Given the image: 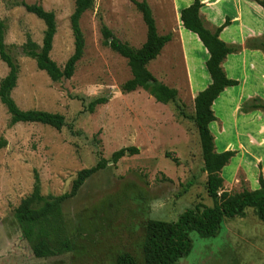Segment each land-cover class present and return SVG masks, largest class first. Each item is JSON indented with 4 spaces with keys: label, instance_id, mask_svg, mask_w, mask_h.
Here are the masks:
<instances>
[{
    "label": "rangeland",
    "instance_id": "374dc122",
    "mask_svg": "<svg viewBox=\"0 0 264 264\" xmlns=\"http://www.w3.org/2000/svg\"><path fill=\"white\" fill-rule=\"evenodd\" d=\"M145 1L152 8L158 33L172 34L148 65L155 82L178 90L168 104L158 103L141 88L122 93L121 86L132 77L128 61L103 44L102 22L133 47L146 41L147 26L133 0H95L81 18L86 41L83 57L73 77L61 82H53L22 51L28 37L42 45L46 29L22 2L41 4L55 13L57 32L50 55L63 67L75 48L71 15L76 0H0L5 43L18 65L13 99L23 110L59 113L66 120L61 130L40 123L11 125L0 101V138L7 140L0 149V264H117L122 254L146 264L149 221H176L188 208L213 205L195 123L194 74L174 0ZM251 61L253 57L247 67ZM255 62L258 69L264 68L260 56ZM8 71L0 59V82ZM258 88L257 79L248 82L245 90L233 91L231 107L229 103L221 107L218 101L213 108L218 117L211 129L217 151L222 152L226 144L237 151L222 171L229 192L258 189L261 171L264 177V149L257 147L258 141L264 144V113L255 112L253 117V110H248L254 100L264 101V88ZM255 91L263 98L253 97ZM101 96L109 101L89 112L87 104ZM132 146L138 154L112 161L114 152ZM100 158L109 161L107 167L61 205L71 250L36 257L15 216L21 200L32 192L34 170L44 195H60L71 190L80 170L95 166ZM190 238L192 251L178 264H264V221L254 208H247L244 216L225 218L213 237L193 231Z\"/></svg>",
    "mask_w": 264,
    "mask_h": 264
},
{
    "label": "trees",
    "instance_id": "16d2710c",
    "mask_svg": "<svg viewBox=\"0 0 264 264\" xmlns=\"http://www.w3.org/2000/svg\"><path fill=\"white\" fill-rule=\"evenodd\" d=\"M264 11V0H255ZM141 12L147 26L146 41L136 48L117 38L110 28L102 22L101 33L103 44L114 52L126 58L132 77L121 86L122 93H131L141 88L147 91L158 103L168 104L174 101L178 90L163 83L155 82L148 69L150 62L155 60L172 40V34L160 35L150 4L147 1L133 0ZM25 9L39 19L45 26L42 45L31 37L22 44L23 53L34 59L38 69L45 71L53 82L69 80L73 77L76 65L81 60L85 49V37L81 28V18L91 9L95 0H76L75 9L71 15V29L74 37V52L60 67L52 58L54 37L57 32L56 15L46 10L41 4L22 2ZM203 6L201 0L181 10V21L186 30L196 34L209 52L206 63L211 77V84L200 91L195 97V123L198 128L204 160V171L207 173V191L213 200L212 206L197 205L186 209L176 221L151 220L147 227L145 245L146 264H178V261L188 256L193 248L190 233L195 231L201 237L217 235L225 218L244 216L245 210L254 208L259 218L264 221V177L259 175V188L245 189L241 192H229L224 189L223 169L237 154L235 150L218 152L215 146V137L210 125L217 120L213 110L214 101L228 87L239 84L238 80L227 76L223 63L228 55L240 50V45H230L220 39L221 31L230 23H225L209 29L201 17ZM6 25L0 19V59L8 66L7 75L0 82V101L7 108L11 117V125L17 123H40L61 130L66 125L65 116L43 110L21 109L12 97V91L17 86L18 65L8 51L5 43ZM250 49H258L264 53V38H253L247 42ZM109 101L106 96L94 98L86 109L94 112L96 107ZM248 110H263L264 101L254 100ZM7 140L0 138V149L6 147ZM137 147H125L112 155V161L117 163L126 155L138 154ZM169 156V155H168ZM108 160L100 158L91 168L80 170L73 180L71 190L60 195H44L41 189V180L38 171L34 170V185L32 192L23 198L15 210L16 220L19 223L25 239L32 246L33 253L38 258L62 255L71 250L70 239L67 237L61 205L74 197L84 182L98 171L107 167ZM117 264H138L130 254L118 257Z\"/></svg>",
    "mask_w": 264,
    "mask_h": 264
},
{
    "label": "crops",
    "instance_id": "0c3cea01",
    "mask_svg": "<svg viewBox=\"0 0 264 264\" xmlns=\"http://www.w3.org/2000/svg\"><path fill=\"white\" fill-rule=\"evenodd\" d=\"M201 2L203 3V6L200 14L206 26L209 29L214 30L215 28L222 26L226 19L229 18L230 23L221 31L220 39L227 44L241 46V51L228 55L223 63V68L227 76L231 79L238 80L239 84L234 87L226 88L213 103V108L218 101L219 106L221 107L225 108L224 104L227 103H229V106L231 107L233 99H235L233 91L236 93V88L243 87L245 90L248 82H253V80L256 79L259 84L258 89L264 88V68L262 70L258 69V65L255 62V58L259 56L261 57V60L264 61V53L258 49H248L247 46V41H249V39L264 36V11L255 0H201ZM192 3L193 0H174L175 9L178 14V25L184 39L187 57L191 62L190 72L194 74L191 77V81L192 86L195 89L196 97L200 91L206 89L211 84L212 80L206 67L207 60L210 56L208 50L204 47L196 34L184 28L180 18L181 10L190 6ZM250 57H253V62L251 61L249 67H247ZM254 96L263 98V93L255 91L253 93V97ZM240 97L243 98L244 93H241ZM214 112L216 113V111ZM255 112L264 113L262 110H253V117H256L254 116ZM244 116L247 118L246 114ZM215 122L216 121L211 123V129ZM229 145L231 144H226L223 147L222 152L233 150L229 148ZM263 145V143L262 145L259 144L258 141L257 147L264 149ZM260 158L263 160L262 157ZM255 159H257V156L253 154V161ZM260 174L263 175V172L261 171Z\"/></svg>",
    "mask_w": 264,
    "mask_h": 264
}]
</instances>
